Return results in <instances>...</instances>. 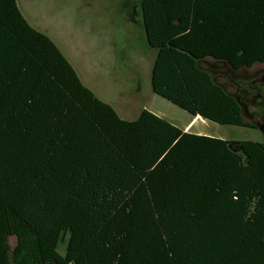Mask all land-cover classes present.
<instances>
[{
	"label": "trees",
	"instance_id": "trees-1",
	"mask_svg": "<svg viewBox=\"0 0 264 264\" xmlns=\"http://www.w3.org/2000/svg\"><path fill=\"white\" fill-rule=\"evenodd\" d=\"M138 2L153 91L254 128L203 63L264 62V0ZM0 264H264V142L123 119L0 0Z\"/></svg>",
	"mask_w": 264,
	"mask_h": 264
},
{
	"label": "rangeland",
	"instance_id": "rangeland-1",
	"mask_svg": "<svg viewBox=\"0 0 264 264\" xmlns=\"http://www.w3.org/2000/svg\"><path fill=\"white\" fill-rule=\"evenodd\" d=\"M36 2L46 7L47 14L60 15V30L56 20L52 22L49 17L43 20L48 27L55 28L54 38L60 48L74 64L85 84L92 87L98 96L110 98L119 107L127 99L124 95H134L139 97L136 107L145 104L151 110H159L178 125H183L192 118L189 112L152 90L151 71L157 49L147 43L138 0ZM203 64L210 68L222 84L235 92L232 82L225 74L228 64L214 59H208ZM91 67L96 70H89ZM261 72H264V62H258L251 68L237 69V74L244 76ZM244 117L250 121L248 115L245 114ZM196 128L206 135L219 138L264 142V130L259 127L221 125L206 120ZM10 240L14 245L15 236H10Z\"/></svg>",
	"mask_w": 264,
	"mask_h": 264
},
{
	"label": "crops",
	"instance_id": "crops-1",
	"mask_svg": "<svg viewBox=\"0 0 264 264\" xmlns=\"http://www.w3.org/2000/svg\"><path fill=\"white\" fill-rule=\"evenodd\" d=\"M17 3H18V6H19L22 14L26 18V20L30 23V25H32L37 30L42 31L45 34H47L55 42V44L58 46L60 51L63 53V55L67 58V60L71 63V65L73 66V68L77 72V74H78L79 78L81 79V81L83 82V84L86 85L89 89H91L93 91L94 89L92 87H90L87 84H85V82L81 78V76L78 73V70L76 69L74 64L71 62V60L64 54V52L60 48L57 40L54 38L55 37L54 34H56L55 28L54 27H52V28L48 27L46 25V21L43 20V18L47 19V17H49V20L52 21V22L54 20H56L58 22L57 23V28L60 30V28L62 27L61 23L59 22L60 15L59 14H57V15L47 14L46 7L44 5H39L36 2V0H17ZM39 15H42V17H39ZM156 55H157V53H156ZM91 68H89V70H93V71L96 70L93 67H91ZM151 75H152V71H151ZM93 92L95 93V95L98 98H100L104 102H107L110 105H112L115 108V110L118 112V114L123 119H126V120L137 119L139 117L140 113L144 109H148V110L152 111L153 113H155V114L167 119L171 123L175 124L172 120H170L167 116L162 114V112H160L159 110H156V109L151 110L150 108H147V106H145V104L138 105L136 107L135 105L137 104V101L139 100V97H135L134 95H126L125 96L123 94L124 95L123 97H125L127 99H125L124 103L122 105H119V107H118V106H116L115 102L112 101L110 98H108L106 96H105V98H102V97L97 95V92L95 90ZM119 109H121V111L124 114V116L121 114ZM125 116H127V117H125ZM205 121H206V119L202 118L199 115L198 116H193L192 115V118L190 120H188L187 122H185L183 125H178V124H175V125H177L182 130L187 131V132H192V133H196V134L206 135L204 132H202L201 130H197V128H196V127H200L201 124L203 125Z\"/></svg>",
	"mask_w": 264,
	"mask_h": 264
},
{
	"label": "flooded vegetation",
	"instance_id": "flooded-vegetation-1",
	"mask_svg": "<svg viewBox=\"0 0 264 264\" xmlns=\"http://www.w3.org/2000/svg\"><path fill=\"white\" fill-rule=\"evenodd\" d=\"M225 74L235 88L234 94L242 101L244 115H248L254 128L264 130V72L244 76L228 66Z\"/></svg>",
	"mask_w": 264,
	"mask_h": 264
}]
</instances>
